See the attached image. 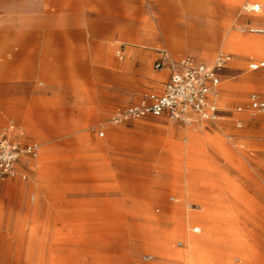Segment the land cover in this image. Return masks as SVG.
I'll return each instance as SVG.
<instances>
[{"label": "rangeland", "instance_id": "rangeland-1", "mask_svg": "<svg viewBox=\"0 0 264 264\" xmlns=\"http://www.w3.org/2000/svg\"><path fill=\"white\" fill-rule=\"evenodd\" d=\"M42 1L0 0V17L36 15ZM256 3L263 10L251 12ZM70 5L90 9L93 31L115 38L109 41L111 61L119 60V36L136 33L154 39L136 45L149 53L151 72L159 48H167L175 60L206 62L222 52L232 54L234 69L222 79L221 108L227 112L218 125L196 129L155 116L113 125L109 114L88 126L99 142L106 138L101 137L106 128H120L123 157L170 179L168 214L156 211L161 205L146 203L144 209H124L115 216L68 217L67 202L57 200L67 194L68 184L59 179L67 168L53 161L74 157L66 145H43L38 168L28 180L17 176L0 182V264H264V116L250 118L243 112L246 121L237 128L240 114L235 110L248 108L251 92L264 98V68L254 71L248 65L264 61V35L250 32L264 27V0H71ZM122 46L126 57L119 61L134 62L135 52L126 43ZM124 72L136 77L135 69ZM140 92L138 85L124 86L119 105L134 102ZM90 94L101 95L95 87ZM136 123L149 129H137ZM138 133L156 138L148 141L156 149L131 151V136ZM89 145L83 143L77 158L89 159ZM194 227L201 233H193ZM177 241L184 242L183 249L176 247ZM145 255L157 259L145 263Z\"/></svg>", "mask_w": 264, "mask_h": 264}, {"label": "crops", "instance_id": "crops-1", "mask_svg": "<svg viewBox=\"0 0 264 264\" xmlns=\"http://www.w3.org/2000/svg\"><path fill=\"white\" fill-rule=\"evenodd\" d=\"M70 2L43 0L36 15L0 17V130L9 123H16L25 137L40 144V155L43 145L67 146L68 154L74 158L53 161V164L67 168L59 176L68 184L67 194L59 195L57 200L59 204L67 202L64 214L68 217L74 218L78 213L115 216L124 209H144L146 203L153 207L161 205L156 211L162 209L168 214L172 207L166 203L165 195L170 179L160 178L150 168L143 169L139 160L123 157L120 128L110 126L102 131L106 135L103 142L88 129L93 123L102 122L106 114L112 115L131 104L119 105L124 101V86L138 85L141 92L135 101L144 93L161 91L170 72L157 70L155 64L160 51L168 49L157 50L153 64L157 73L151 72L149 53L141 52L136 45L153 41L152 36L140 33L127 35L125 39L119 36L115 42L121 43L117 58L125 59L122 44L126 43L135 52L136 60L125 64L118 59L111 61L109 41L115 38L93 31L87 18L90 9L82 6L75 9ZM251 62L264 61L250 60L248 65ZM130 68L135 69V78L124 72ZM92 87L98 88L101 95L93 98ZM224 94L222 83L217 100L220 108ZM93 102L100 106L92 108ZM238 120L246 121L241 114L236 122ZM194 124L205 123L196 120ZM135 127L149 129L145 123H136ZM155 139L145 133L132 134L130 150L135 153L154 151L156 147L148 141ZM85 141L90 145L84 150L90 154L89 159L83 160L77 158V153ZM93 154H99L98 158ZM38 164V161L24 164L18 177L28 180ZM22 174L27 178L23 179Z\"/></svg>", "mask_w": 264, "mask_h": 264}, {"label": "built area", "instance_id": "built-area-1", "mask_svg": "<svg viewBox=\"0 0 264 264\" xmlns=\"http://www.w3.org/2000/svg\"><path fill=\"white\" fill-rule=\"evenodd\" d=\"M262 10L259 3L253 4L250 11L258 13ZM251 33L264 35L263 27L250 28ZM234 63L233 55L219 54L211 64L204 63L194 57L175 60L163 49L155 64L157 70L168 69L170 74L161 91L147 92L130 105L118 109L110 117V124L121 125L127 121L138 120L149 116L168 117L175 123L187 126L196 120L204 123L217 124L225 117L218 105L219 90L226 70H231ZM251 70L264 67V62L249 64ZM248 108L238 107L241 114L247 112L250 118L264 116V98L253 92L248 100ZM243 120L236 122L237 128L243 127ZM104 136V133H101ZM39 143L25 137L21 129L11 124L0 133V182L14 179L19 175L24 164L36 161L40 157ZM23 179L27 178L22 174ZM175 198L172 197L171 201ZM193 233H201L200 227H194ZM176 247L184 248V242L177 241ZM154 255H145L142 261H156Z\"/></svg>", "mask_w": 264, "mask_h": 264}, {"label": "bare ground", "instance_id": "bare-ground-1", "mask_svg": "<svg viewBox=\"0 0 264 264\" xmlns=\"http://www.w3.org/2000/svg\"><path fill=\"white\" fill-rule=\"evenodd\" d=\"M263 10V9H262ZM261 10V11H262ZM211 64V63H210ZM198 127H201V124L200 125H196V124H192V125H190V126H188V127H186V128H188V129H196V128H198Z\"/></svg>", "mask_w": 264, "mask_h": 264}]
</instances>
